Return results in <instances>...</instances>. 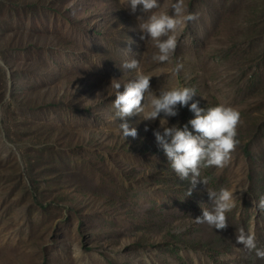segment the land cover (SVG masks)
I'll use <instances>...</instances> for the list:
<instances>
[{"label": "rangeland", "instance_id": "obj_1", "mask_svg": "<svg viewBox=\"0 0 264 264\" xmlns=\"http://www.w3.org/2000/svg\"><path fill=\"white\" fill-rule=\"evenodd\" d=\"M184 4L199 18L160 64L154 42L134 30L140 6L132 14L125 0H0V264H264V0ZM133 58L153 91L194 88L201 107L240 113L230 163L202 168L207 185L190 197L157 146L159 119L129 118L136 139L120 131L110 85L134 78L121 67ZM191 118L184 107L167 119ZM221 187L240 198L228 227L196 223L212 208L207 190Z\"/></svg>", "mask_w": 264, "mask_h": 264}, {"label": "clouds", "instance_id": "obj_2", "mask_svg": "<svg viewBox=\"0 0 264 264\" xmlns=\"http://www.w3.org/2000/svg\"><path fill=\"white\" fill-rule=\"evenodd\" d=\"M138 6L144 15L137 16L134 30L140 33L142 41L154 42L157 51L151 60L160 64L171 62L178 45L177 33L187 23L198 20V14L188 12L184 0H173L167 8L162 6L160 0H125L124 8L132 14L137 12ZM121 67L135 72L134 78L123 85L115 78L110 85L115 89L112 104L115 117L120 120L119 128L124 139L138 137L137 128L131 125L129 118L136 116L140 121L159 119L160 128L153 132L157 146L162 149L175 174L181 180L189 181L186 197H190L198 182L207 185V180L200 178L202 168L222 170L230 163L239 145V111L222 103L201 107L199 100H194L196 90L190 87H160L153 91V76L145 74L140 61L135 58L125 61ZM182 67V64L177 63L173 71L178 73ZM122 86L123 91H120ZM184 107L189 109L193 118L183 126H169L167 118L176 117L179 109ZM145 131H148L147 126ZM239 190L247 192L246 188ZM207 191L212 208H203L202 215L194 221L224 230L228 227L227 213L235 207L239 198L237 189L221 187L218 191ZM256 206L264 210V197L260 198ZM237 242L243 243L249 250L255 249L252 235H240ZM258 255L262 254L258 252Z\"/></svg>", "mask_w": 264, "mask_h": 264}]
</instances>
